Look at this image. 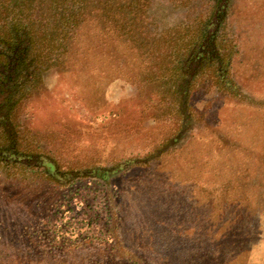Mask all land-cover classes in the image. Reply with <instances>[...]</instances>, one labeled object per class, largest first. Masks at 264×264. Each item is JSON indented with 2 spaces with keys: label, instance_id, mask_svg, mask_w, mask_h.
I'll use <instances>...</instances> for the list:
<instances>
[{
  "label": "rangeland",
  "instance_id": "rangeland-1",
  "mask_svg": "<svg viewBox=\"0 0 264 264\" xmlns=\"http://www.w3.org/2000/svg\"><path fill=\"white\" fill-rule=\"evenodd\" d=\"M114 1L111 21L86 18L61 66L23 104L29 148L61 171L148 158L105 183L117 218L114 245L142 264H191L201 259L194 243L212 240L221 254L212 264H264V0H228L220 38L235 90L217 91L208 72L199 77L182 129L160 84L164 49L214 0H123L124 9ZM67 197V208L80 201L75 211L83 215L64 224L54 206ZM102 198L92 182L60 187L0 171V242L67 226L95 239ZM114 245L93 246L84 258L106 262Z\"/></svg>",
  "mask_w": 264,
  "mask_h": 264
},
{
  "label": "trees",
  "instance_id": "trees-1",
  "mask_svg": "<svg viewBox=\"0 0 264 264\" xmlns=\"http://www.w3.org/2000/svg\"><path fill=\"white\" fill-rule=\"evenodd\" d=\"M119 2L120 9H124L123 0ZM114 3V0H0V171L21 181L40 180L60 187L88 181L104 197L100 210L95 204L97 213L92 224H99L95 239L75 228L68 231L67 226L61 231L56 227L49 232L53 235L45 238L32 236L13 244L1 241L0 264H142L120 243L114 245L118 240L117 218L105 183L116 174L144 166L148 158H127L109 167L61 171L50 157L29 148L25 127L19 120L23 104L38 89L43 75L61 66L75 29L91 15L110 22L107 18ZM227 4L228 0H214L195 19H186L188 23H181L182 33L174 40L175 44L164 49L160 84L168 95L169 106L180 117V129L189 123V97L197 79L206 72L213 78L212 85L217 91L231 94L235 90L231 84L230 56L220 38ZM77 188L74 196L79 194ZM68 198L65 204L54 206V212L60 213L64 224L74 216L83 215L75 211L80 201L75 203V209L67 208ZM55 237L58 241H54ZM111 245L115 252L108 253L110 259L106 262L105 255L90 262L84 258L83 252L93 246L112 251ZM219 246L218 240L209 244L195 242L194 248L201 251V259L191 258L190 263L212 264L221 257ZM118 248L125 255H120Z\"/></svg>",
  "mask_w": 264,
  "mask_h": 264
}]
</instances>
